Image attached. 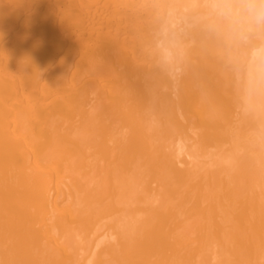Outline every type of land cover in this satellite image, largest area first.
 Instances as JSON below:
<instances>
[{
    "label": "bare ground",
    "instance_id": "6f19581e",
    "mask_svg": "<svg viewBox=\"0 0 264 264\" xmlns=\"http://www.w3.org/2000/svg\"><path fill=\"white\" fill-rule=\"evenodd\" d=\"M262 0H0V264H264Z\"/></svg>",
    "mask_w": 264,
    "mask_h": 264
},
{
    "label": "clouds",
    "instance_id": "9594fccd",
    "mask_svg": "<svg viewBox=\"0 0 264 264\" xmlns=\"http://www.w3.org/2000/svg\"><path fill=\"white\" fill-rule=\"evenodd\" d=\"M262 2H264V0H262ZM253 11L258 20L264 19V9ZM252 71L255 73L258 80L264 81V50H258L256 53Z\"/></svg>",
    "mask_w": 264,
    "mask_h": 264
}]
</instances>
